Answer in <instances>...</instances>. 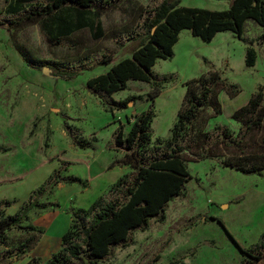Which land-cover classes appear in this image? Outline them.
Masks as SVG:
<instances>
[{
    "label": "rangeland",
    "instance_id": "rangeland-1",
    "mask_svg": "<svg viewBox=\"0 0 264 264\" xmlns=\"http://www.w3.org/2000/svg\"><path fill=\"white\" fill-rule=\"evenodd\" d=\"M160 1H100L95 8L103 10L102 38L93 39L91 32L84 29L56 42L41 32L38 25L7 31L12 17L4 14L8 1L0 0V200L11 202L6 212L14 214L55 170L67 168L64 176L80 178L92 173L87 188L58 183L41 199L40 203L51 206L33 210L29 222L43 228L44 233L37 237L31 250L16 257L14 249L26 234L8 232L6 242L0 240V264H26L31 258L46 262L58 251L61 236L70 224L69 209H86L100 196L111 199L110 186L124 174L132 173L128 166L109 168L123 156V151L114 150L113 132L120 126L127 132L136 115L148 108L149 85L128 82V88L112 98L136 99L126 109L112 114L89 92L86 84L131 56L143 37L147 12ZM229 4V0H180L181 6L210 11L226 10ZM263 34L264 27L246 22L244 37L256 51L255 65L248 68L244 63L246 44L234 34L219 33L206 44L188 30L181 31L173 58L158 59L153 67L156 74H172L174 80L164 85L155 98L152 139L169 137L185 82L199 77L210 66L227 83L237 85L240 92L233 98L225 90L219 92L221 114L206 110L204 114L210 117L206 129L216 135L226 128L235 137L239 123L232 119V114L260 86L264 87ZM16 44L44 61L45 67L58 64L81 72L70 79L50 76V72L44 74L22 58ZM103 56L113 57V62L108 66L97 65ZM67 127L91 142L95 138L94 150L78 148ZM245 148L264 154V122L248 135ZM187 166L193 179L185 185L182 196L168 203L165 220L151 219L146 230L132 234V245L114 248L99 264H147L156 255L160 258L157 264L171 260L178 264H264V248L257 247L264 232V170L262 176L244 175L221 167L216 159L189 160Z\"/></svg>",
    "mask_w": 264,
    "mask_h": 264
},
{
    "label": "trees",
    "instance_id": "trees-1",
    "mask_svg": "<svg viewBox=\"0 0 264 264\" xmlns=\"http://www.w3.org/2000/svg\"><path fill=\"white\" fill-rule=\"evenodd\" d=\"M7 1L4 14L12 17L6 25L9 32L38 25L41 32L56 42L84 29L91 32L93 39L104 35L103 10L95 8L96 3L104 0ZM229 1L228 9L210 11L181 6L180 0H161L147 12L143 37L131 56L87 81L89 92L98 97L103 108L112 114L126 109L136 99L131 97L115 101L112 98L114 94L126 90L128 82H143L150 87L148 108L136 115L127 132L124 126L113 132L114 150L123 151V156L115 159L109 168L128 166L132 173L124 174L110 186L108 194L112 195L111 199L100 196L86 209L71 207L70 224L61 236L58 251L44 263L39 258H31L26 264H99L113 253L114 248L129 247L134 243L132 234L135 231L146 230L153 218L163 222L168 203L182 196L185 185L193 179L187 166L189 160L216 159L223 168L244 175L262 176L264 154L247 151L245 141L264 122V87L260 86L248 102L232 114V119L239 123L235 137L226 128L213 135L206 129L210 117L204 114L205 111L212 110L214 115H220L219 92L225 90L233 98L240 90L237 85L227 83L212 66L199 77L185 82L183 99L169 137L152 139L155 98L164 85L174 80L172 74H156L153 67L158 59L173 58L174 46L181 31L188 30L193 37L206 44L212 42L217 34L230 32L246 44L245 66L251 68L255 65L256 51L251 41L245 39L244 31L247 21L264 27V0ZM15 47L30 66L36 70L46 68L53 77L70 79L81 72L53 63L56 67H45L46 63L36 59L24 46L16 44ZM112 62L113 57L103 56L97 65L108 66ZM203 62L208 63L206 59ZM66 129L78 148L94 150L95 138L91 142L81 135L77 136L74 128ZM63 171L58 169L50 174L14 214L6 212L11 202L0 200V240L5 243L7 233L11 231L26 234L18 248L14 249L16 257L31 250L37 243V237L44 233L43 228L29 222V213L33 210L51 206L40 203L41 199L50 194L58 183L88 187L87 179L64 176ZM215 220L223 225L219 219ZM257 247L264 248V232ZM159 259L156 255L147 264H157ZM167 264L178 262L171 260Z\"/></svg>",
    "mask_w": 264,
    "mask_h": 264
},
{
    "label": "water",
    "instance_id": "water-1",
    "mask_svg": "<svg viewBox=\"0 0 264 264\" xmlns=\"http://www.w3.org/2000/svg\"><path fill=\"white\" fill-rule=\"evenodd\" d=\"M42 72H43L44 74H49L46 68L43 69ZM49 75H50V74H49ZM50 76H52V75H50ZM221 226H223V225H221ZM223 227H224V226H223ZM227 234H228V233H227ZM228 236H229L230 240L233 242V244L238 248V244L233 240V238H232L229 234H228Z\"/></svg>",
    "mask_w": 264,
    "mask_h": 264
},
{
    "label": "crops",
    "instance_id": "crops-1",
    "mask_svg": "<svg viewBox=\"0 0 264 264\" xmlns=\"http://www.w3.org/2000/svg\"><path fill=\"white\" fill-rule=\"evenodd\" d=\"M82 179H87L88 180V182H89V180H91L92 179V173H91V175L89 176H87L86 178H82ZM79 186V185H78ZM81 187V186H80Z\"/></svg>",
    "mask_w": 264,
    "mask_h": 264
}]
</instances>
